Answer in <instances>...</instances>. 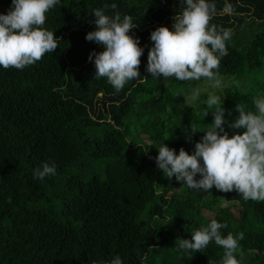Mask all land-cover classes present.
Here are the masks:
<instances>
[{
	"label": "trees",
	"instance_id": "16d2710c",
	"mask_svg": "<svg viewBox=\"0 0 264 264\" xmlns=\"http://www.w3.org/2000/svg\"><path fill=\"white\" fill-rule=\"evenodd\" d=\"M208 2L217 8L211 23L233 32L214 70L219 88L146 71L151 32L171 29L184 0H60L43 25L60 38L55 52L22 70L0 67V264H110L117 256L122 264H222L214 241L203 253L178 247L212 220L227 224L225 237L244 233L241 264H264V201L189 188L155 162L163 143L176 154L195 151L214 119L204 117L210 95L222 98L228 122L237 104L255 112L254 99L264 97V0ZM11 7L0 0V13ZM97 8L131 16L129 35L144 49L141 75L119 92L95 78L89 61L103 51L85 39ZM45 162L56 175L34 179Z\"/></svg>",
	"mask_w": 264,
	"mask_h": 264
},
{
	"label": "clouds",
	"instance_id": "9594fccd",
	"mask_svg": "<svg viewBox=\"0 0 264 264\" xmlns=\"http://www.w3.org/2000/svg\"><path fill=\"white\" fill-rule=\"evenodd\" d=\"M11 3L7 14L0 13V67L22 70L58 48L60 38L43 25L46 13L60 0H11ZM184 3L186 7L173 17L171 29L160 26L151 32L154 46L148 51L146 71L153 77H174L178 81L205 78L212 88H219L222 81L214 70L219 69L221 58L228 54L226 41L233 32L211 23L217 15L214 3L208 0H184ZM111 8L116 9L117 5L113 3ZM223 11L231 12L232 8L225 5ZM93 14L95 27L85 39L102 46L103 51L91 53L89 61L94 57L95 78H107L119 92L126 82L141 75L139 66L144 49L139 46V38L129 35L136 27L131 16L121 18L117 11L110 17L100 8L94 9ZM199 94V89H193L191 98L195 100ZM205 104L204 117L211 111L214 119L195 144V151L189 154L181 148L176 154L175 149L163 143L155 157L157 168L168 180L175 177L195 190L207 192L213 187L225 193L235 190L245 201H264V97L254 99L255 112L237 104L238 116L231 122L225 120L220 96L210 95ZM226 123L240 131L230 136L224 127ZM56 173V165L45 162L34 170V179L43 181ZM226 227L227 224L212 220L193 233L191 240L181 239L178 247L203 253L214 241L224 250L222 264H241L244 253L239 241L244 239V233L238 236L228 233L225 237L220 230ZM110 264H122V260L117 256Z\"/></svg>",
	"mask_w": 264,
	"mask_h": 264
},
{
	"label": "rangeland",
	"instance_id": "374dc122",
	"mask_svg": "<svg viewBox=\"0 0 264 264\" xmlns=\"http://www.w3.org/2000/svg\"><path fill=\"white\" fill-rule=\"evenodd\" d=\"M226 203H224V205H225Z\"/></svg>",
	"mask_w": 264,
	"mask_h": 264
}]
</instances>
